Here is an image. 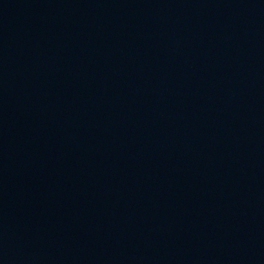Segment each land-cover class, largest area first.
<instances>
[{
    "label": "water",
    "instance_id": "obj_1",
    "mask_svg": "<svg viewBox=\"0 0 264 264\" xmlns=\"http://www.w3.org/2000/svg\"><path fill=\"white\" fill-rule=\"evenodd\" d=\"M0 264H264V0H0Z\"/></svg>",
    "mask_w": 264,
    "mask_h": 264
}]
</instances>
